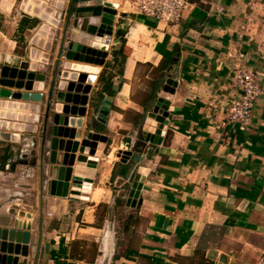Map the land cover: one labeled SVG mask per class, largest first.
Masks as SVG:
<instances>
[{
	"label": "crops",
	"instance_id": "0c3cea01",
	"mask_svg": "<svg viewBox=\"0 0 264 264\" xmlns=\"http://www.w3.org/2000/svg\"><path fill=\"white\" fill-rule=\"evenodd\" d=\"M107 1L118 5L112 32L119 17L124 27L121 36L110 38L114 53H107L90 83L80 136L91 129L106 136L105 147L110 139L109 148H127L141 131L144 103L162 74L175 82L165 98L176 110H168L160 142L145 144L129 178L127 164L107 157L105 147L98 157L86 156L96 160L93 168L82 167L91 177L88 192L69 182L67 191H77L78 198L58 197L51 212L42 206L35 264H99L105 233L93 259L86 261L83 251L101 230L94 225L100 213L105 221L118 201L143 222L132 252L147 264H254L264 250V0H188L175 23L129 11L124 0ZM19 2L0 0V62L23 58L24 40L40 23L19 10ZM120 46L124 57L113 58ZM236 69L255 71L262 88L245 126L224 120L228 100L239 93L231 80ZM145 79L151 84L142 94ZM104 95L111 103L102 123L95 113ZM40 123L41 118L38 130ZM38 141L37 136L19 144L0 140V182L11 174L20 180L7 188L19 197L0 207V221L12 218L10 206L18 204L31 213L27 220L38 216ZM134 173L141 185L135 206L128 207L124 201ZM32 220L26 264L34 261Z\"/></svg>",
	"mask_w": 264,
	"mask_h": 264
},
{
	"label": "water",
	"instance_id": "95a60500",
	"mask_svg": "<svg viewBox=\"0 0 264 264\" xmlns=\"http://www.w3.org/2000/svg\"><path fill=\"white\" fill-rule=\"evenodd\" d=\"M116 7L117 4L112 6L104 0H20L18 5L19 10L40 23L24 40L23 58L7 56L0 62V140L19 144L29 136L39 138L38 216L31 219L36 223L37 238L31 264H35L38 255L43 204L45 211L51 212L58 197L78 198L77 191H67L68 183L76 188L90 184L91 177L78 167L93 168L96 160L86 156L98 157L105 147L104 134L88 129L80 136L91 81L76 78L77 74L88 73L77 69L76 65L95 66V76L107 53H114L110 38L121 36L124 27V19L119 17L112 32ZM174 83L172 77H164V74L155 80L140 116L141 131L129 139L127 148L111 149L106 154L127 164L126 178L133 173L145 144L160 142L159 133L167 122L168 110H176L168 106L165 98L166 94L173 93ZM44 84L47 87L45 93H41ZM110 103V96H102L95 113L98 122L105 121ZM41 108L43 113L39 115ZM147 119L151 121L150 126H146ZM87 124L92 127L91 122ZM19 133L25 134L19 136ZM31 139L34 147L36 138ZM77 148L79 153L74 154ZM29 164L35 165V159ZM140 185L134 173L125 206H135ZM30 217V212L18 210L12 218L8 216L0 221V264H26L30 244V220L27 219ZM16 255H20L21 260L18 261ZM107 256L105 251L99 264H106Z\"/></svg>",
	"mask_w": 264,
	"mask_h": 264
},
{
	"label": "rangeland",
	"instance_id": "374dc122",
	"mask_svg": "<svg viewBox=\"0 0 264 264\" xmlns=\"http://www.w3.org/2000/svg\"><path fill=\"white\" fill-rule=\"evenodd\" d=\"M122 51L124 54L126 53L125 48L123 47ZM154 77V75L151 76V78ZM145 80L146 83L141 82L139 85L140 88H144V90L141 89L142 94L145 92L148 93L150 89L151 80ZM145 97L146 96L144 95V97L141 96L139 98L144 101ZM109 143H111L110 139ZM109 143L106 144L104 150L105 153H108L111 149L108 146ZM19 181V174H11L0 182V187L6 189L5 192L2 191L3 189H0V207H2L4 203H10L13 200L16 202L18 201L16 198L19 196L16 193L12 194L11 190L7 191V188H9V185H12L13 182ZM115 205L116 206L113 208L114 211L109 214L105 221L102 220V215L105 217V214L100 213L101 216L94 225L100 227L101 230L98 234L95 232L94 237H91L95 238L96 241H87L88 244L83 251L82 257H84L86 261L93 259V256L95 255V245L100 243L102 234L104 235L105 231H108L109 250L106 264H147V260L140 259L139 256L132 252V250L138 246L140 241V234L143 226L141 218H139L132 209L121 207L120 201L116 202ZM19 206L20 204L11 205L9 213L15 215L18 210L24 211V209L19 208ZM106 224L107 226L109 225L108 228ZM93 264H97V262H93ZM206 264H211V261H208Z\"/></svg>",
	"mask_w": 264,
	"mask_h": 264
},
{
	"label": "built area",
	"instance_id": "2783aa9c",
	"mask_svg": "<svg viewBox=\"0 0 264 264\" xmlns=\"http://www.w3.org/2000/svg\"><path fill=\"white\" fill-rule=\"evenodd\" d=\"M129 11L166 22H178L184 15L188 0H124ZM231 80L238 88V95L228 100L224 120L245 126L250 123L251 110L262 93L258 74L253 70L236 69ZM254 264H264V250Z\"/></svg>",
	"mask_w": 264,
	"mask_h": 264
},
{
	"label": "bare ground",
	"instance_id": "6f19581e",
	"mask_svg": "<svg viewBox=\"0 0 264 264\" xmlns=\"http://www.w3.org/2000/svg\"><path fill=\"white\" fill-rule=\"evenodd\" d=\"M104 1L110 3L112 6H113V4H116L115 2H111V1H107V0H104ZM99 40H101V39H99ZM76 68L79 69V70H83V71H86V72L90 73V74L87 73V74H83V75L77 74L76 75L77 79H81L83 81L87 80V81L93 82L94 77H95L93 75L95 73V66L79 64V65H76ZM150 122L151 121L149 119H147L146 120V126H150ZM78 168H79V170H83V169H81V167H78ZM89 188H90V184L89 183H84L83 187L81 188V191L82 192H88ZM108 227H109V225L107 226V228ZM108 240H109V233H108V231H106L105 232V236H104V240H103V242H104L103 243V249H102L103 250V252H102L103 254H104L105 251H107V249L109 247V245H108L109 241Z\"/></svg>",
	"mask_w": 264,
	"mask_h": 264
},
{
	"label": "trees",
	"instance_id": "16d2710c",
	"mask_svg": "<svg viewBox=\"0 0 264 264\" xmlns=\"http://www.w3.org/2000/svg\"><path fill=\"white\" fill-rule=\"evenodd\" d=\"M118 55L120 56L121 59L124 57V53L122 51V46L119 47L118 51H115V54L113 55V58L114 57L116 58V56H118Z\"/></svg>",
	"mask_w": 264,
	"mask_h": 264
}]
</instances>
